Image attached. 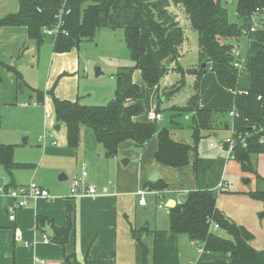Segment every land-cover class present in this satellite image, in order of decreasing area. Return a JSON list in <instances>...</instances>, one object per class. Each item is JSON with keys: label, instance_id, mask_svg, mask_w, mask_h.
Here are the masks:
<instances>
[{"label": "crops", "instance_id": "1", "mask_svg": "<svg viewBox=\"0 0 264 264\" xmlns=\"http://www.w3.org/2000/svg\"><path fill=\"white\" fill-rule=\"evenodd\" d=\"M18 9L19 0H0V18ZM242 39H239L241 44ZM188 40L185 35L179 48L178 61L184 69L195 68L199 64V46L197 59H191L193 53ZM190 59L192 64H187ZM176 67V62H173L154 87L146 86L140 69L134 71L133 81L146 89L143 99L145 111L134 119L148 122L151 121L148 112L158 111L163 118L156 121L157 125L170 128L173 140L193 146V113H180L174 107L184 106L195 93L194 88L187 98H181L179 94L185 85L191 88L195 84L197 75L187 73L185 82L181 83V73ZM88 73L87 65L81 70L80 46L76 50L56 52L53 37L46 35L44 42L39 43L29 36L27 26H0V143L16 145L15 162L32 164L31 167L15 169L11 176L0 166V264H68L65 255H75L81 264H137L130 214L134 211L143 213L146 217L140 220L143 228L169 230L170 208L180 202L188 191L195 189L217 191L218 207L235 222L246 226L254 235L252 244L257 249H264L263 240L251 230L256 226L264 228V219L258 217L259 212L264 210V203L248 195L257 189L264 190V179L259 180L255 174L244 172L241 164L228 157L220 145L232 134L233 117L230 113L234 111L236 91L221 85L211 69L199 79V107L226 110L228 116L220 118L222 124L216 130L203 131L197 151L194 148L190 150L191 160L197 161L199 172H196L193 164L171 167L159 163L155 158L159 146L157 135L144 148H138L133 140L123 141L118 154L108 157L94 131L83 125L79 146L70 148L66 124L56 120L53 96L49 91L53 89L54 95L60 99L75 101L83 98L81 76H88ZM101 74H104L102 70ZM111 78L114 79L113 76ZM20 82L25 87L24 92L19 90ZM38 90L47 91L41 105L23 106L24 101H39ZM114 95L115 86L113 92L105 93L104 102L111 101ZM84 100L81 99V102L89 104ZM7 112H12V115L2 121V114ZM5 125L12 127V133ZM3 126L5 129L2 131ZM45 129L54 130L56 144H40L38 137ZM35 131L39 134L37 144L43 149L32 145L30 148L36 149L34 151L23 146L31 143L29 134ZM221 131L226 132L223 138H219ZM24 134L29 136L22 143L20 139ZM95 154L99 156L93 164L91 157ZM257 162L258 171L264 178V154L258 155ZM84 164L88 169L85 184L95 185L98 194L71 198L70 181L81 174ZM154 174H157L155 181L150 179ZM223 178L229 184L219 191L217 185ZM159 180L167 184L165 189L150 188L152 185L149 182ZM31 181L47 188L54 197L30 202L18 209L15 219H11L9 207L13 200L7 194L8 189ZM253 181L254 185L247 186ZM142 188L153 191L146 194V204L139 203L140 195L137 193ZM224 195L232 198L229 206H224ZM68 204L73 207V229L69 242L62 246L51 240L44 241L42 234L46 233L51 238L53 230L49 225L39 230L37 217L53 219L57 226L64 227L67 225ZM26 242L34 244L27 245ZM202 247L200 241L191 240L186 234L179 235L182 264H231L229 254L200 251Z\"/></svg>", "mask_w": 264, "mask_h": 264}, {"label": "trees", "instance_id": "2", "mask_svg": "<svg viewBox=\"0 0 264 264\" xmlns=\"http://www.w3.org/2000/svg\"><path fill=\"white\" fill-rule=\"evenodd\" d=\"M223 2L228 3L227 0H19L18 11L0 18V26H27L29 36L42 43L46 38L44 28L54 26L57 14L62 11L68 34L54 38L56 52L78 48L84 39H94L103 27L125 30L133 65L118 71L115 97L108 104L86 105L79 100L60 99L54 95L53 89L49 91L53 96L56 120L66 124L68 146L73 149L79 146L81 127L86 125L94 131L108 157L118 154L123 141L133 140L138 148H144L157 135L159 146L155 158L159 163L171 167L193 163L195 171L199 172L197 161L190 158V150L197 151L203 131L216 130L222 124L220 118L228 116L226 110L199 107V79L211 68L221 85L236 91V115L232 119L236 141L233 159L241 164L244 172L263 180L258 171L257 156L264 154V141H261L264 138V130H261L264 126V23L248 35L246 70L242 74L233 66L232 46L225 40L239 39L244 28L250 29L252 14L258 7H264V0H236L239 22L230 21ZM179 8L184 10L191 28L198 32L199 64L195 68L184 69L178 61L179 48L185 40V18L178 15ZM168 59H171L170 64ZM173 62L181 73V83L185 82L187 73L197 75L195 93L184 106L174 107L180 113H193V146L173 140L170 128H161L156 121L134 119L145 111L143 99L146 96L145 87L133 81L134 71L140 69L146 86L154 87ZM203 63H206L205 67ZM46 93L37 91L40 102ZM15 148L14 144L0 143V166L10 176L15 169L32 166L15 162ZM149 183L150 188L158 190L167 187L162 180ZM248 195L264 203V190L257 189ZM217 198L218 192L212 189L190 190L170 208L169 230L132 229L136 263L182 264L178 237L186 234L191 240L200 241L205 251L229 254L231 264H264V249H257L252 244L253 233L227 216L218 207ZM258 217L264 219V210ZM212 223L219 224V229L212 230ZM47 225L53 230L51 241L66 246L73 229L71 204L67 205L66 226H57L53 219L44 216L37 217L39 230ZM219 230L225 231L229 237L222 236ZM65 260L68 264H81L75 255H65Z\"/></svg>", "mask_w": 264, "mask_h": 264}, {"label": "rangeland", "instance_id": "3", "mask_svg": "<svg viewBox=\"0 0 264 264\" xmlns=\"http://www.w3.org/2000/svg\"><path fill=\"white\" fill-rule=\"evenodd\" d=\"M223 6H225L228 9L230 21L239 22V18L236 12V0L235 1L233 0L232 3L223 2ZM178 15H180L182 19L185 18L186 20V23L185 21L183 22L185 26L184 30L186 31L185 35L189 38L188 42L191 47L190 52L193 53L191 59L194 58V60H196L197 52H198V32L195 30H192L190 26H188V23H189L188 18L186 17V14L182 8H179ZM262 21H263L262 23H264V15L262 17ZM187 26L189 27V30ZM225 41L230 44L235 42L232 39H226ZM242 41H243V44L240 43L241 50L243 54L246 55L247 50H248L246 46L247 40L246 38H243ZM74 49L76 50L77 48L75 47ZM191 59L188 61L187 64H192ZM80 62H81V70H84L86 65L89 69L88 76H81V79H82L81 92L82 94H84L83 96V98H85L84 102L89 103L87 105H92V104L93 105H106L108 104L110 101L104 102V99L106 97L105 93H107L108 91L113 92L114 86H115V92H116V87H117L116 75L118 71L124 66L132 65V59L130 56V52L127 47L126 41H125V30L123 28L112 29L109 27H103L99 29L94 39H84V41L80 44ZM96 67H100L102 72H104V74L95 76ZM111 76H113L114 79L111 78ZM193 92H194V84L191 86V88L187 84V86L185 85L183 88H181L179 94L181 98H187V96H191ZM27 94H29V92H27ZM83 98L81 97L78 100L81 102V99ZM95 102H101V103H95ZM81 103H83V101ZM10 115H12V112L3 113L1 120L4 121L8 119ZM53 119H54V114L52 113V120ZM5 127L6 129L10 130V133H12V127L7 128L6 125ZM5 127L4 126L2 127V131L5 129ZM225 133H226L225 131H221L219 138H223ZM37 134L38 133L36 131L31 132L29 134L31 143L29 145H24L23 147L25 148L27 147L28 149H34V148H30L32 145H34L35 147H38L39 149H43L42 146H39L37 144ZM29 135L24 134L20 139L21 142L22 143L25 142L24 138ZM201 147H202V150H204L203 146ZM35 150L36 149H34V151ZM87 172H88V169H87ZM246 179H250V178L247 177ZM254 183H255L254 181L251 183H247V186L254 185ZM231 200L232 198L230 199L228 198V196H225V198L223 199V202L225 203L224 206H229V203L231 202ZM143 218H146V217H144L143 213L140 211H134L133 213H131L130 221H131L132 227L136 229L141 228L140 220H143ZM251 230L255 232V234H257V236L263 240L262 243L264 244V228L256 226V227H253V229ZM219 233L228 235L223 230H219Z\"/></svg>", "mask_w": 264, "mask_h": 264}, {"label": "built area", "instance_id": "4", "mask_svg": "<svg viewBox=\"0 0 264 264\" xmlns=\"http://www.w3.org/2000/svg\"><path fill=\"white\" fill-rule=\"evenodd\" d=\"M62 11L57 14V22L52 27H45L44 33L47 36L56 38L60 34L67 35L68 30L64 26V19L62 18ZM68 13V11H67ZM264 15V7L263 8H257L255 12L252 14V25L250 29L244 28L242 30V36L239 39L246 38L247 42L249 41L248 35L250 32L256 31L263 23L262 17ZM238 38H233L235 41L231 44V50L230 53L233 57L232 64L233 66L239 71V73H244L246 70V55L243 54L241 50V44ZM211 69V68H210ZM247 93V92H246ZM259 99L262 98V96L258 97ZM34 105L38 106L41 105L40 101H26L23 103V106H29ZM230 115L234 117L236 115L235 111H231ZM46 116H50L49 113L46 114ZM148 118L151 121H159L163 118V114L158 111H149L148 112ZM232 134L231 136L227 137L225 140L221 142V147L227 152L228 157L233 158V149L235 147L236 141L234 139V128L233 124L231 126ZM261 130H264V126L261 128ZM39 142L42 146H46L49 142L52 144H56V140L54 139V130L53 129H45L38 137ZM261 141H264V138L261 139ZM244 142V140H243ZM88 176L87 172V166L84 164L82 166L81 174L74 176L70 181V197L76 198L81 197L85 195L94 196L98 194L97 187L95 185H86L85 184V178ZM229 181L225 180L224 178L221 179L217 185V190L221 191L228 187ZM1 191H4V188H1ZM153 192L149 191L146 188L139 189L138 193L140 195L139 203L140 204H146V194ZM8 196H10L13 200V203L9 207L10 211V218L15 219V213L18 209L28 205L30 202L37 201L40 198H53L54 196L50 193V191L36 183L35 181H31L30 183L26 185H19L15 187H10L7 191ZM161 206V205H160ZM212 230H218L219 224L212 223L211 225ZM42 237L44 241L49 242L51 239L46 234L43 233ZM27 245H31L34 243L26 242ZM204 250L203 247L200 248V251ZM39 261V260H38ZM41 263H45V261L40 260Z\"/></svg>", "mask_w": 264, "mask_h": 264}, {"label": "water", "instance_id": "5", "mask_svg": "<svg viewBox=\"0 0 264 264\" xmlns=\"http://www.w3.org/2000/svg\"><path fill=\"white\" fill-rule=\"evenodd\" d=\"M228 2H233V0H227ZM170 62H171V59H168L167 60V63L168 64H170ZM206 66V63H203V67H205ZM101 73V70H100V68L99 67H96L95 68V74L98 76L99 74ZM24 89H25V87H24V85H23V83L22 82H20L19 83V90L21 91V92H24ZM58 127H59V125H57ZM98 154H95V155H93L92 157H91V162L93 163V164H95V160H97V158H98ZM150 179L151 180H153V181H155L156 179H157V174H154V175H152V177H150ZM181 261H182V259H181Z\"/></svg>", "mask_w": 264, "mask_h": 264}]
</instances>
